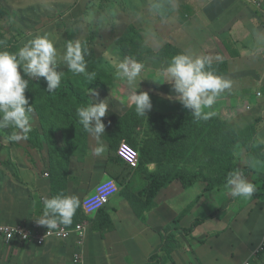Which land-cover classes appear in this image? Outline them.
<instances>
[{
  "label": "crops",
  "instance_id": "crops-1",
  "mask_svg": "<svg viewBox=\"0 0 264 264\" xmlns=\"http://www.w3.org/2000/svg\"><path fill=\"white\" fill-rule=\"evenodd\" d=\"M124 6L134 8L142 16L136 22L126 17L141 32L152 31L163 56L158 55V50L153 52L155 65L146 69L150 72L144 68L137 89V93L148 92L152 102L151 111L143 117L145 123L135 114L129 100L133 89L116 79L115 85L119 86L116 92H106L101 98L107 99L109 105L108 114L102 118L106 129L101 139L106 151L101 156L94 155L97 142L87 133L76 155L67 159V193L79 198L76 213L81 217L79 220L88 224L81 264H145L153 252L164 254L160 248L167 228L188 229L197 219L206 221L192 236L178 233L180 245L163 264L254 261L253 254L264 243V202L239 198L234 210L207 220L232 199L225 187L208 195L203 182L195 180L196 184L186 188L179 178H174L148 203L145 195L148 190L144 189L139 170L126 166L117 152L124 141L132 142V139L141 149L152 135L153 151L160 147L165 153L163 147L168 144L176 160L175 148L181 145L184 152L188 135L203 137L206 130L203 126L208 120H194L190 111L175 100L176 94L161 74L164 64L180 53L211 57V70L233 82L231 92L226 90L211 109H205L216 112L209 120H220L238 135L246 134L256 121H264V0H132ZM217 55L220 60H216ZM112 75L113 79L117 78L116 73L111 78ZM149 113L156 120H169L167 132L164 133L161 120L154 134ZM157 113L162 117L158 118ZM256 145L264 146V124L258 129ZM60 147L64 145L61 143ZM238 156L239 170L244 175L250 166L246 162L247 154L240 147ZM24 161V168L15 164L13 168H5L0 163V224L48 230L38 225L36 219L42 215L44 198H50L52 178L57 172L46 151L42 157L37 150L25 153ZM154 166L148 167L150 174L155 171ZM252 170L255 174L248 181L263 179V162H255ZM139 179L143 183H137ZM108 180H124V186L118 183L121 192L141 203H131L119 195L100 213L90 216L80 213L83 201ZM78 251L76 240H51L44 246L20 241L6 245L0 240V264H74Z\"/></svg>",
  "mask_w": 264,
  "mask_h": 264
},
{
  "label": "rangeland",
  "instance_id": "rangeland-1",
  "mask_svg": "<svg viewBox=\"0 0 264 264\" xmlns=\"http://www.w3.org/2000/svg\"><path fill=\"white\" fill-rule=\"evenodd\" d=\"M129 1L132 0H0V42H2L0 50L16 52L36 36L47 34L54 42L58 52L63 54L68 42L79 41L89 52V55L86 56L87 70L96 73L95 80H88L83 75H74L68 71L66 65L61 63L59 70L63 71L65 75L60 87L67 83L72 85L77 96L72 97L71 104L66 103L58 108L53 105H45L46 101L42 102L40 99L44 91L47 90L46 81L43 78H29V88L25 94L28 93L30 103L34 108L31 121L32 130L28 134L27 140L19 142H11L7 139L15 129L0 130V163L3 167L13 168L15 164L17 167L24 168L26 166L25 153L29 154L30 151L37 150L41 157L43 151L49 153L53 170H57L58 173L64 171V167L69 162L67 159L70 156H75L77 149L84 142V138L80 140L74 136H67L68 129L65 120L68 112L66 111H76L77 113L78 107L91 103L88 95L89 88L95 89L99 93L100 99L106 92H116V87L119 86L115 85V82L116 79L117 81L120 79L118 77L113 79V75L111 78V74L116 73L114 65L126 57L141 62L146 70L155 65L153 56L155 50H158V55L163 56L160 52L161 46H156L157 42L152 31L143 33L134 27L132 22H129L128 19L130 21L133 19L136 22L138 18L142 17L136 13L134 8L129 6L125 8L124 5H128ZM145 15L152 17L148 12H145ZM159 36L157 34L156 37ZM109 56L111 58H108ZM102 57L104 58L100 60ZM165 65L167 66V63ZM147 116L153 121V132L156 134L155 127L162 124L161 119L156 120L152 113ZM157 116L158 118L162 117L161 113H157ZM143 122L145 123L144 119ZM168 124L169 122L163 123L164 133L167 132ZM223 125L226 126L225 123L214 124L209 132L204 133L209 137V144L206 155L204 157L201 155V158H194V155L193 158L182 155L183 149H180L181 145H177L175 149L178 158L174 160L170 153L171 146L168 144H164L165 153H162V149L159 147L157 151H153L154 157L152 158L150 155L152 152L149 149H142L144 144L141 145V149H138L136 142L124 141L139 152L141 167L138 170L141 175L140 179L144 181V189H149V184H151L149 181H152L153 178L162 182L163 179L167 180L168 176L172 180L182 175L185 178L183 185L186 188L196 184L194 181L198 180L203 182L205 193L211 194V191L218 188L215 185V180L221 175L223 165L229 157L226 147L230 141L226 137V132L233 131L231 129L229 131ZM151 137L152 135L148 139L151 140ZM178 137H180L179 133H177ZM160 138H157L159 143ZM215 141L223 143L224 147L215 148L213 144ZM61 143L64 148L60 147ZM189 146H192V142L188 135V150ZM204 149L205 147L201 149L202 153ZM184 151L186 152V148ZM152 161L154 164H150ZM143 164L144 166L148 164L147 168L150 165L152 167L155 165V171L150 174L142 166ZM168 164L171 165L169 168ZM140 179L136 182L143 183ZM114 182H117L118 186L119 184L124 186L125 183L124 180ZM146 199L148 203H151L150 199L147 197ZM130 202L141 203L135 198H130ZM254 264H264V253L254 260Z\"/></svg>",
  "mask_w": 264,
  "mask_h": 264
},
{
  "label": "clouds",
  "instance_id": "clouds-1",
  "mask_svg": "<svg viewBox=\"0 0 264 264\" xmlns=\"http://www.w3.org/2000/svg\"><path fill=\"white\" fill-rule=\"evenodd\" d=\"M88 55V49L79 41L68 42L63 54L59 53L47 34L36 36L16 52L0 50V130L15 129L7 137L9 141L27 140L32 130L34 108L25 94L29 88V78H43L47 84V91L54 92L60 87L65 75L59 70L60 64L63 63L74 75H83L88 80H95L96 73L87 70ZM220 59L221 57L217 55L216 60ZM211 65L212 58L209 56L180 53L173 56L161 70L164 81L176 94L175 100L188 109L196 121H207L215 116V111L205 109H211L222 93L226 90L231 92L233 88V82L215 74L211 70ZM114 67L116 76L129 89H133L129 100L134 106L135 113L140 117H146V113L152 109L151 98L146 91L137 93L143 80L141 77L144 65L126 57ZM88 95L92 102L78 107L77 116L84 131L91 134L97 142L93 154L101 156L106 151V145L101 139L106 129L102 118L108 114L109 105L107 99L99 98V93L95 89L89 88ZM225 189L232 198L244 199H251L257 190L240 170L228 173ZM79 207L80 200L76 195L61 193L51 198L46 197L43 200L42 215L36 222L49 231L60 225L70 226Z\"/></svg>",
  "mask_w": 264,
  "mask_h": 264
},
{
  "label": "trees",
  "instance_id": "trees-1",
  "mask_svg": "<svg viewBox=\"0 0 264 264\" xmlns=\"http://www.w3.org/2000/svg\"><path fill=\"white\" fill-rule=\"evenodd\" d=\"M39 89H40V87L38 88V90ZM38 94H39V92H38ZM26 96L29 98L28 93L26 94ZM74 96H77V94H75V92H74V88L72 87V85L67 83L64 86L59 87L54 92H48L47 90H45L43 95H41L40 99H42V102L44 100L46 101L45 105H47V104L53 105L55 108H58L60 105H66V103L71 104L72 97H74ZM46 109L48 111L49 107ZM66 112H68V114L66 115V120H65V125L68 129L67 136L68 135L74 136V137L82 140L87 135V132L84 131L83 126L79 123V118L77 116L76 111L73 112V111L69 110ZM192 119L193 118H189L188 120L192 121ZM161 120L163 121V123H166L169 121L168 119H164V118H162ZM182 120H185V119L183 118ZM193 122L195 123V121H193ZM214 124H223V123L216 118L208 120V122L203 126V130L206 129L205 132L206 131L209 132ZM262 124H264L263 120L256 121L255 125L244 135H238V134H235L234 132H226V137L230 141V144L226 147V151L228 152L229 157H228V159H226V163H224V165H223L221 175H219L218 179L215 180V185L218 186V188L211 191V193L219 192L221 189H223L225 187L226 177H227L228 173L235 171V170H239V166H238V162L240 161L239 156H238L239 147H240V150L243 149L245 151V153L247 154V161L246 162L250 166V169L248 168V170L244 174V176L247 179H249L252 174H255V171L252 170V166L254 165L255 162L260 161V162L264 163V151H263L264 146L256 145V138L258 135V129ZM184 125L185 124L183 123L182 127H184ZM224 127L228 128L227 125ZM228 129L230 131V128H228ZM198 131H199V129H198ZM204 133H203L202 138H200L199 135H196L193 138H191L192 146H189L190 147L189 150L187 149V146H186V152L184 151V153L182 155L188 156L190 158L193 155H194V158H197V157L201 158V155H203V157H204V155H206V153H207L206 149L208 148V144H209L208 143L209 137L204 135ZM135 142L136 141L134 139H132V143H135ZM143 144H144V147L142 149H147V150L149 149V151H151V152L153 151L152 139L146 143H143ZM213 144H214L215 148L220 147V149H221L224 147L223 143H220L217 141H215ZM203 147H205V149L202 153L201 149ZM151 154H153V153H151ZM236 162H237V165H236ZM150 164H154V162L152 161ZM147 165L144 166V164H143L142 166H144L146 169H148ZM140 167H141V164H140L139 168ZM167 167L169 168V165ZM55 171L57 172V175H55L52 178L50 198L57 195V194H61V193L68 195V193H67V182H66L67 178H68L67 177V170L65 171V167H64V171H61L59 173L57 170H55ZM180 174H182V173H180ZM178 178L183 183H185L184 176L180 175ZM169 181H170L169 176H168L167 180L163 179L162 182L156 181V179H154V178L152 179V181L151 180L149 181L151 183V186L148 189V192L146 193L148 199H150L149 202H151L156 197V195L158 194V190L160 188L166 186L169 183ZM251 181H249V182H251ZM251 183H253L257 189L255 194L253 195L252 199L264 202V177H263V179H258V180L251 182ZM124 194H125V192H121V191L119 193L120 197L130 201V198L127 197V193L125 195ZM237 200H239V198H232L229 202H227L223 206V208L218 213H215L214 215L210 216L209 218H207V220L212 219L214 217H217L218 215H220L222 213L225 214V213H228L229 211L234 210L235 206L237 204L236 203ZM80 213H83L82 208L80 210ZM83 214H85V213H83ZM78 216H80V215L78 213H76L73 217V223L70 226H67L66 228L71 229V228H74L77 224L82 223L83 219L79 220L81 217H78ZM204 221H206V219H197L191 224V227L188 229L178 228V227L177 228H167L164 231V235L162 236V246L160 248L161 250L164 251V254H160L159 251L153 252L148 257L145 264H163L165 261V258L169 259L171 254L180 245V243L177 240V234L179 233L181 235L192 236L195 229L200 224H202ZM58 227H65V226L60 225ZM263 253H264V251L258 253L256 258H258ZM252 264H254V261H252Z\"/></svg>",
  "mask_w": 264,
  "mask_h": 264
},
{
  "label": "built area",
  "instance_id": "built-area-1",
  "mask_svg": "<svg viewBox=\"0 0 264 264\" xmlns=\"http://www.w3.org/2000/svg\"><path fill=\"white\" fill-rule=\"evenodd\" d=\"M260 5V4H258ZM119 159L130 169L137 170L140 166L139 152L124 143L120 146L118 152ZM120 193L119 186L112 180L100 184L95 193L86 198L82 203V212L87 216L94 215L103 211L109 203ZM86 222L77 224L74 228L58 227L55 230H39L37 228H28L27 226L17 225L8 226L0 224V240L6 245H11L15 241L24 243H33L37 246H44L48 241H70L76 240L79 251L76 253L73 263L81 264L83 262L82 250L85 248L88 230ZM49 231V232H48ZM264 250V243L260 246L255 255ZM244 264H252V261L246 260Z\"/></svg>",
  "mask_w": 264,
  "mask_h": 264
}]
</instances>
